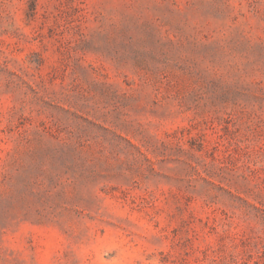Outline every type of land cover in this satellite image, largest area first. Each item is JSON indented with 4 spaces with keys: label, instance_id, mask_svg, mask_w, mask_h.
<instances>
[{
    "label": "rangeland",
    "instance_id": "374dc122",
    "mask_svg": "<svg viewBox=\"0 0 264 264\" xmlns=\"http://www.w3.org/2000/svg\"><path fill=\"white\" fill-rule=\"evenodd\" d=\"M0 264H264V0H0Z\"/></svg>",
    "mask_w": 264,
    "mask_h": 264
}]
</instances>
